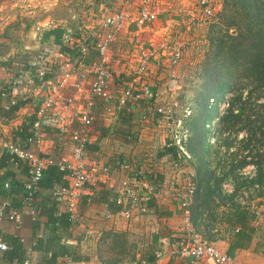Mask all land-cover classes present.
Listing matches in <instances>:
<instances>
[{"label": "crops", "instance_id": "0c3cea01", "mask_svg": "<svg viewBox=\"0 0 264 264\" xmlns=\"http://www.w3.org/2000/svg\"><path fill=\"white\" fill-rule=\"evenodd\" d=\"M113 2L109 7H116L118 0ZM75 4L87 7L91 20L98 19L102 7L98 0H0V65L6 69L0 72V205L5 214H17L16 220L0 219V239L6 245L0 250V264H207L190 262L178 253L187 226L170 192L187 189L185 171L190 170L183 166V160L189 154L179 149L183 135L176 134L177 121H166L155 111L169 95L160 83L166 70L160 72L153 62L148 81L158 99L131 101L115 110L106 126H93L85 135L90 156L99 161L92 179L80 191L75 214L69 216L64 203L53 197L51 187L38 185L32 197L25 198L22 186L28 180L27 167L6 145H18L34 157L51 154L57 158L56 129L42 125L38 141L26 144L38 96L22 87L13 97L1 92L10 75L28 67L38 51L48 46L58 48L66 28L76 31L79 21L71 11ZM57 9L63 17L55 15ZM107 55L115 70H125L119 51ZM10 98L15 100L13 104H9ZM170 148L173 150H167ZM135 171L146 173L159 184L147 201L148 211H132L126 217L121 212L124 205L115 203L117 188L123 177ZM256 199L249 201L255 216L249 223L250 239L242 247L232 246V228L221 221L214 223L218 234L209 240L230 256L229 264L264 261V201L258 204Z\"/></svg>", "mask_w": 264, "mask_h": 264}, {"label": "built area", "instance_id": "2783aa9c", "mask_svg": "<svg viewBox=\"0 0 264 264\" xmlns=\"http://www.w3.org/2000/svg\"><path fill=\"white\" fill-rule=\"evenodd\" d=\"M98 1L102 7L95 21L87 14V7L83 9L75 4L71 11L72 17L79 21L76 31L66 28L58 48L48 46L38 51L28 67L15 76L10 75L9 84L1 92L13 97L17 88L22 87L38 96L35 120L25 143L38 141L40 126L52 127L56 129L55 145L60 155L39 158L18 145H6V149L27 167L28 180L22 186L26 199L32 197L46 166L55 165L64 171L63 181L53 187L52 193L57 201L64 203L69 216L75 214L80 191L92 179L99 161L90 156L86 147L88 130L93 126H106L115 110L125 108L138 98L156 101L159 95L147 81L149 65L153 62L166 68L174 67L186 45L183 34L197 24L210 21L216 13L214 0H190L191 6L181 10L178 5L184 0H172L173 4L177 2L174 14L178 21H172L175 15L163 0H118L115 8L109 7L114 4L113 0ZM163 3L165 6H161ZM124 33L125 39L122 38ZM113 50L119 51L125 70L113 68L107 55ZM5 71L0 65V72ZM165 90L169 96L174 94V77L167 81ZM14 102L10 98L9 104ZM155 111L164 120L171 121V105L167 101L156 106ZM179 149L182 150V146ZM100 165L103 169L102 163ZM149 179L146 173L135 171L119 181L115 203L124 205L121 208L124 216L128 217L132 211L141 214L148 211L147 201L155 195L159 184L157 179ZM4 186L8 187V183ZM192 188L170 192L178 201L183 224L187 226L178 253L190 262L229 264L230 256L190 225L188 205ZM263 200L264 195L259 201ZM16 217L14 212L5 214L0 205V219L16 220ZM5 248L0 239V250Z\"/></svg>", "mask_w": 264, "mask_h": 264}, {"label": "trees", "instance_id": "16d2710c", "mask_svg": "<svg viewBox=\"0 0 264 264\" xmlns=\"http://www.w3.org/2000/svg\"><path fill=\"white\" fill-rule=\"evenodd\" d=\"M220 3L217 20L212 18L207 22L208 47L200 74L202 87L197 94V102L202 108L200 119L191 123L195 130L188 137L189 145L184 142L182 145L189 155L198 156L196 150L202 155L206 143L204 135L208 131L205 125L214 117L216 122L210 127L219 133L226 132L228 136L221 141L225 150L230 147L235 135L243 132L238 143H242L240 149L245 150V154L234 162L236 153L229 152L226 171L219 175L207 170L206 166L197 168L188 216L193 229L200 235L197 230L199 216L210 209L207 203L214 195V207L222 209L211 219L232 228V246L242 247L250 239L252 227L249 223L255 211L249 208L248 203L234 200V188L230 194L222 193L221 185L228 175L231 178L235 176L236 168L251 164L254 168L252 176L243 178L238 186L253 189L256 185L257 194L254 197L264 195V0H220ZM225 93H230L225 98L227 105L218 114L215 105ZM209 99L213 100V107ZM246 157L249 159L246 160ZM63 174L64 171L55 165H48L37 185L53 188L63 181Z\"/></svg>", "mask_w": 264, "mask_h": 264}, {"label": "rangeland", "instance_id": "374dc122", "mask_svg": "<svg viewBox=\"0 0 264 264\" xmlns=\"http://www.w3.org/2000/svg\"><path fill=\"white\" fill-rule=\"evenodd\" d=\"M163 1L166 4L170 5V9L174 14V9L177 5V2L173 4L172 0ZM214 2L215 12L218 13L221 7L220 0H214ZM191 4L192 3L190 2V0H184L182 3H179V10H181L182 8L185 9L189 7L191 6ZM161 6H165L164 3L161 4ZM62 13V11L57 9L55 15H57V17H63ZM216 13L215 16H213V21L217 20ZM173 17L174 18H172V21H178L177 15ZM208 24L209 23L207 22L204 24H197L191 30H188L186 33L183 34V40L186 41V45L184 46V50L182 52V56L179 62L174 67L166 68L163 67V65L161 66V64H155V67H157L160 72L165 73L166 70L167 74L164 75V77H161L160 79V83L164 84L165 88L166 82L171 79V76L175 79L174 94L172 96H166V101L169 105L172 106L170 117L171 121H177L176 134L178 135L180 133V135H183L181 141L184 142L186 145H189L188 137L192 136L195 130L191 123L195 121L197 122L200 119L202 111L201 105L197 102V94L199 93L202 87L200 74L204 54L208 47ZM160 66L163 68L161 69ZM229 94L230 93H225L224 97L221 98L216 103V105L214 104V102H212L213 100L209 101V104L212 107L215 105V109L218 114H221L222 110L226 107L227 104L225 102V98ZM176 105H178L177 108ZM215 122L216 119L214 120L213 117L211 122L205 125L208 131L204 135V143H206L204 148L202 149V155L198 150H196L195 154H198V156L200 157L195 155H189V157L183 160V163L185 164L183 166H186L188 170H190V173H187V171H185V174L188 175V178H186L188 184H184V186H187L188 188L193 187L195 183V174L197 168L203 169V166H206L207 170H212L213 172L219 175L221 172L226 171L230 159L229 152L236 153V155L233 156L234 162L238 161L237 159L239 156L245 154V150L240 149L242 143H238V140H240V138L243 136V132H238L235 135L234 139H232L230 147L225 150L226 148L221 144V141H223V137L228 136L226 135V132L219 133L215 129L214 131L216 133L213 131L210 125ZM218 127H221L220 123ZM182 149H184L183 146ZM245 159L248 160L249 157H246ZM253 171L254 168L251 164H248L242 168H236L234 171L235 176L231 178V176L228 175V177L222 182L221 192L225 194H230L231 192H233L234 188V200L236 199L237 201L242 203L246 202L249 205L250 200H255L254 196L255 194H257V189H255L254 187L253 189L242 188V186H238V184L243 178L252 176ZM227 184L228 187L226 186ZM259 199L260 197H258L256 200L259 201ZM222 200H224V198ZM207 204L210 209H206V211L199 216L197 230L200 233L201 237L209 240L214 239L216 237V234H218V231L216 232V230L213 229L215 221L211 219V216H213V214H215V212H217L220 207H214V205L216 204V198L214 197V195L210 196V201Z\"/></svg>", "mask_w": 264, "mask_h": 264}]
</instances>
